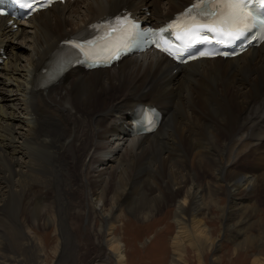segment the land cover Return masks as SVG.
<instances>
[{"label": "bare ground", "instance_id": "bare-ground-1", "mask_svg": "<svg viewBox=\"0 0 264 264\" xmlns=\"http://www.w3.org/2000/svg\"><path fill=\"white\" fill-rule=\"evenodd\" d=\"M190 3L67 1L17 29L0 17V49L8 55L0 66V264H47L35 229L44 225H57L56 254L84 227L83 246L95 248L84 264H128L115 229L129 201L142 219L176 205L171 262L182 264L185 243L199 257L203 241L216 244L206 216L226 190L232 199L228 212L221 207L222 217L231 223L226 229L232 236L242 238L235 250L245 248L243 237L259 224L257 238L264 242V222H251L245 209V201L264 191V44L237 58L183 67L159 53L125 57L119 67L74 69L52 86L39 84L60 43L100 17L126 8L159 23ZM141 103L164 110L155 134L133 136L124 126ZM109 134L116 138L107 151L101 141ZM144 166L152 174L138 176ZM207 177L212 185L204 184ZM79 193L84 208L74 205ZM72 216L78 222L71 225ZM251 264H264V256L255 253Z\"/></svg>", "mask_w": 264, "mask_h": 264}, {"label": "rangeland", "instance_id": "rangeland-1", "mask_svg": "<svg viewBox=\"0 0 264 264\" xmlns=\"http://www.w3.org/2000/svg\"><path fill=\"white\" fill-rule=\"evenodd\" d=\"M12 96L17 97L18 94L13 93ZM18 99L20 98H17V100ZM109 135L106 140H102L103 142L101 141V144H105L103 146L104 148L106 147L105 149L107 151L111 150L113 143L112 141H114L116 138L114 134V136L112 134V136ZM262 153H260V156H264V152ZM56 157L59 158V154H57ZM250 165L253 166L254 163H251ZM171 168L176 169L174 165H172ZM171 168H169V170H171ZM261 172H264V164L262 165ZM137 174L138 176H148L152 174V171L150 169L148 170L147 166H144L139 170V172H137ZM203 182L204 184L212 185L211 178L207 177ZM257 194L255 195L254 199L250 198L249 202L245 201V209L247 208L246 212L253 215L251 222L253 221L254 223L260 221L264 222V191L260 190ZM76 195V201H74V205L78 204V206L84 208L86 205H84L85 201H83L84 194L79 193ZM231 199V193L229 194L227 190L221 191V194L216 195L215 197V201L219 202L220 204H211V208L209 207L210 210L207 209V211H210V213H207L208 215L206 216L207 224L213 231L212 240L216 241V244L214 246H210L208 242L203 241L201 256L199 257L198 250L194 247H191L188 243H185L183 247L187 261L182 262V264H251L252 257L255 253L259 255L262 254L264 256V242L257 238L262 231V229L259 228L260 224L259 227L254 226L253 228L249 229L247 234L243 237V239H246L247 241L245 248L235 250V243L242 238L233 237L230 231L226 229L230 222L222 217L223 211L221 209V207H225L228 212L230 209ZM130 203L131 202L129 201L128 203H125V206H123V211L119 217L120 221L118 222V225L115 229V234L120 236L123 243H125L124 245L128 257L127 263L172 264L171 241L177 228L174 218L176 205L169 203L168 206L162 208L158 212L149 214L147 217L142 219L136 216L135 204L131 207ZM68 220H70L71 225L78 222V218L76 216H72V218L70 217ZM97 221L99 224L101 223V220ZM86 223L87 221L84 222V224ZM257 228H259V230ZM35 229L38 236L41 237L43 244L45 245V251L47 252L48 257L47 264H52L54 261H58V259V264H74L73 256H77V264H84L85 262L87 263V260L95 252L93 245L88 244L87 246H83L80 233L84 232V227L82 228V232L80 231L77 234L76 231L75 240L71 236L68 241L69 244L64 241V248L60 249L61 253L59 254H56L57 244L58 241H60V233L57 229V225H44L43 227L37 226ZM68 234V231L62 232V236H65L66 238L69 237ZM253 238L255 239L254 241ZM90 248L92 251H89Z\"/></svg>", "mask_w": 264, "mask_h": 264}, {"label": "snow or ice", "instance_id": "snow-or-ice-1", "mask_svg": "<svg viewBox=\"0 0 264 264\" xmlns=\"http://www.w3.org/2000/svg\"><path fill=\"white\" fill-rule=\"evenodd\" d=\"M30 7L31 5H25ZM47 7V5H41ZM181 17L186 18V22L181 24H172L168 28H161L158 31H151V35L157 37L152 43L160 48L163 52L176 59H180V55L174 50V45L167 41L163 33L171 28H179L176 33L177 39L184 41L185 44L195 42L211 43V40L205 32L215 33L222 39L217 40L219 44L225 42L231 43L242 37L245 32L251 28L255 23L264 22L260 17L254 15L248 9L247 0H199L198 3L193 4L186 9ZM179 19V18H178ZM131 24V28L138 27L135 23H131L128 17L117 20V25L121 27L109 26L111 33L122 31L127 34L128 29L122 27L123 25ZM197 38H200L199 40ZM73 46L88 55L83 44H77L69 41ZM215 55H229V53H220L217 51H202L200 56H215ZM119 55H113L109 59H118Z\"/></svg>", "mask_w": 264, "mask_h": 264}]
</instances>
